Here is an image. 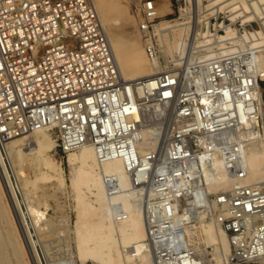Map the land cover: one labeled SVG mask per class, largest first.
<instances>
[{"label":"built area","instance_id":"2783aa9c","mask_svg":"<svg viewBox=\"0 0 264 264\" xmlns=\"http://www.w3.org/2000/svg\"><path fill=\"white\" fill-rule=\"evenodd\" d=\"M161 1L133 2L146 58L155 68L154 90L140 97L138 91L146 86V80L128 82L122 77L95 0H0V150L12 137L46 128L55 134V149L63 155L91 145L100 161L122 158L131 175L146 160L140 185L146 189L147 198L140 201L145 206L148 228L154 242L175 239L168 255L160 257L157 248H152L154 261L178 264L175 257L187 254L186 237H183L186 219L175 222L186 211L177 208L184 203L186 194L183 158L196 161L199 154L185 155L180 147L185 127H178L175 113L179 105L171 106L174 74L164 71L160 61L156 25L166 17L159 14ZM251 51L246 46L237 57L243 69L239 71L234 66V70L240 79L233 82L223 79L219 66H215L206 84L197 81L199 98L206 93L212 104L210 109L199 107L198 98L193 108L194 114L199 108L201 128L207 132L213 118L221 115L212 125L217 130L210 134L234 127L246 131L244 136L235 137L236 145L222 139L219 142L222 149L219 157L232 181L230 189L214 201L219 206V214L215 216L220 219L230 243L226 264H264V182H245L247 170L237 163L242 142L264 141V123L249 127L242 121L237 125L236 118L228 119L229 110L224 106V91L235 102L255 91L247 82L251 76H256L262 88L263 73L250 59ZM235 54L227 55L226 60L233 59ZM164 90H169L170 95L163 101L157 95ZM156 104H161L162 111L149 115V108ZM168 111V117L174 115L173 123L177 126L171 137L161 134ZM194 123L189 126L195 127ZM145 127L158 129L157 150L144 151L141 130ZM104 183L110 196L118 193L115 176L104 175ZM223 206L224 216L220 211Z\"/></svg>","mask_w":264,"mask_h":264},{"label":"bare ground","instance_id":"6f19581e","mask_svg":"<svg viewBox=\"0 0 264 264\" xmlns=\"http://www.w3.org/2000/svg\"><path fill=\"white\" fill-rule=\"evenodd\" d=\"M168 1L167 4L160 6V15L165 11L164 9L168 10L171 8V0ZM193 1V5L197 4L196 6L199 7V10L202 9L203 0ZM224 1L225 0H210L209 6L212 7V5L216 6L219 4L222 6ZM95 3L102 23L107 31L106 25L117 24L116 20L110 18L111 13L114 12V8L109 0H96ZM226 3H230V6L224 9L212 7L209 9L211 11L210 14L215 15L219 12L226 11L231 12L232 15L236 14V17L250 14L253 17H258L257 19L262 20L264 24V0H227ZM235 7L237 8L236 10L233 9ZM195 10L196 9H194L193 12ZM191 15L193 14L191 13ZM244 17L245 16L242 18ZM195 19L196 18H194V20ZM244 21H246V19ZM204 22H206V20ZM209 22H206L207 25ZM258 22L259 21H257V23ZM246 23H248V21H246ZM183 24L184 23L174 26L170 24V21H160L156 25L160 37L162 40L164 38V43L174 49L173 51H167L165 53H169L175 57L176 51L178 55H180V58L175 60L176 62L178 61L177 65H180V61L183 63V54L187 46L189 53H191L189 60L193 57L196 49L202 46L204 47L209 43H211L212 47L219 43L222 46L228 42L233 43L235 40L241 39L251 42V49L253 50L257 47L264 46V30L262 31L260 29L261 32H258L253 29H247L245 33L242 34L237 29L232 28L231 25H223L222 27L225 29L226 34L216 37V34L214 36L209 30L206 32H198L194 21L193 24L191 22V35L190 40L189 37L186 39L189 42L187 43L183 40L185 38L184 36L187 35L185 33L187 30L186 28L181 29L179 39L174 37V29H177L181 25L183 26ZM109 39L118 61L122 77L128 82L137 79L146 80V86L138 91L140 97L146 96L147 93H152L155 87V81L153 79V75L155 74L154 66L151 63L139 65L140 63L138 62L140 61H138L136 57L131 56L124 62L123 56L125 49L123 44L120 42L119 38H114V40H112L109 36ZM212 47L210 49H212ZM143 51L145 54L144 47ZM129 52H131V50ZM262 56L260 59L254 56L253 62L256 64L257 60L260 72L263 73L262 80H264V56ZM187 58L188 57L185 59ZM128 67L131 68L133 73L128 75L129 77L127 78L124 69ZM144 68L147 69L144 70ZM249 80L247 81L248 84L250 82L251 85L255 87V91L247 93L236 102L231 94L224 91V106L229 110V112H227L228 119L236 118L237 125L245 121L247 126L256 127L260 123V117H263L264 114L262 106V88L259 86L256 76H251ZM169 95V90H164L163 93H159L157 96L164 101ZM211 104L210 97L206 93L200 96L199 107L207 106L208 109H210ZM149 109V115L153 113L151 114L153 116L154 113H160L162 111V106L161 104H156ZM198 109L196 108V110H194L196 120L193 124L195 125L194 128L197 129L203 126L201 121L202 117L198 114ZM138 116L140 120H143L141 113H139ZM220 118L221 115L213 118L212 125H214L216 119ZM212 125L208 127V132H215L217 130L213 128ZM158 132V129L153 127H145L141 130L144 151L157 150L156 143L158 141ZM254 133L255 132L252 134ZM214 134L224 141L235 138L232 136L231 129L219 130ZM210 144L211 143L207 145L204 152L199 154L198 161L202 165L209 162L210 167L208 170H205L208 191H219V189L225 191L230 189L232 181L227 173L224 161L216 152H213V147H211ZM28 145H30V147H27ZM54 147L55 140H53L52 134L49 133L48 129L41 128L32 131L28 130L24 134L12 137L7 140L4 149L0 150V218L6 221L7 226L10 224L12 225L13 218H10V208L8 209L6 202H4L5 198L11 206L21 232L20 237L23 239V243L19 241L20 238L16 234L14 227L12 228L11 226L7 230L6 242H1L0 240V264L3 262L4 256L2 254L6 245L12 248L16 258H22L24 264H30V260L34 264H44L45 262H43L42 256L46 257V254H44L45 252L43 253L46 246L43 248L40 236L36 237V232H38L36 227L39 225H36L35 217L39 215V212L34 211L30 213L31 207L29 209L28 205L24 203L28 194L24 195L19 181L23 182L21 184H24L27 188L28 186H34L33 188H35V185L37 187V184L44 180L57 181L60 187H64L66 182L63 177V169L61 166H58V163H56L49 154ZM238 150L240 158L237 160V163L247 170L245 182H264V143L254 140L246 146L241 144V148ZM67 157L69 166L72 169L70 184L75 196L74 200H76L75 206L77 212V220L74 229H69L68 231V233L72 235L71 241L75 249L72 257H70L71 264H85L87 262H92L94 264H155L154 257L151 255L155 247L158 250V256L162 257L164 254L168 255V248L174 244L173 242L175 239L173 237L171 239H156L154 242L148 228L145 212L142 211V214L140 211L142 207L139 197L143 194H147L144 186L140 185V182L144 180L145 176L144 170L147 165L146 160L144 161L143 167H140L136 170L135 174L131 175L128 173L122 158H110L105 161H100L95 149L91 145H85L77 151L69 152ZM27 164L36 171V176L33 180L29 179L30 175L28 176L26 172H24L25 167H22L24 165L28 166ZM104 175L115 176L118 182L116 186L119 187L117 194L113 196L109 195L104 183ZM215 191H213V193H215ZM31 196L32 195L29 194L27 198L31 200ZM199 196L200 194L196 192L195 195L191 197V200L185 204L188 206L186 211L191 210L190 208L195 206L196 199H198ZM33 202L37 203L36 201H32V205H34ZM220 211L222 216H224L225 206H223V209ZM183 218L186 219L185 215L177 216L175 222L180 223V220H184ZM194 221L195 223L191 225L186 223L183 224V237H186L187 254L175 257L178 264H201V262L192 257V255L195 251L202 252L205 251V249L212 251L214 260L217 259L219 264H221L220 261L222 263L226 261L230 252V243L227 233L221 227L218 216L213 215L206 217L202 212H198ZM32 230L35 231V233ZM33 233L36 235L34 236ZM35 237L37 240H35ZM27 258H30V260L28 261Z\"/></svg>","mask_w":264,"mask_h":264},{"label":"rangeland","instance_id":"374dc122","mask_svg":"<svg viewBox=\"0 0 264 264\" xmlns=\"http://www.w3.org/2000/svg\"><path fill=\"white\" fill-rule=\"evenodd\" d=\"M96 1V0H95ZM210 0H203L202 3V9L199 10V7H197V4H194L193 0H171L170 1V9H164L165 11L161 15H166L165 18H162L160 21H170L171 25H181L177 29H174V37L176 39H179V33L182 28H186V34L184 37V42H188V37L190 40L191 35V25L193 24V21L196 23V29L198 32H206L207 30L210 31V33L216 37L225 35V29L222 27L223 25H231L232 28L237 29L240 33L244 34L247 29H253L258 32H261V30H264V24L262 20L257 19L258 17L252 16V15H242L237 16L236 14L232 15L231 12H219L218 14L211 15L210 10L212 7H217L218 9H224L228 6H230V3H226L227 0L223 2V7L221 4L219 5H210ZM111 5L114 8V12L111 13L110 18L116 20L117 24L112 25H106L107 31L109 33V36L112 40L114 38H119L120 42L124 46V56L123 61L125 62L126 59L131 57H136V59L140 62L139 65H145L149 62L146 60V54H144L143 51V40L141 36V32L139 30V25L136 17L134 16L133 12V2L134 0H109ZM169 2L168 0H163L159 2L158 7L160 8L161 5L167 4ZM245 2V1H244ZM237 3V1H236ZM187 9V11H186ZM196 9L194 12L193 10ZM236 10L237 8H233ZM191 13L193 15H191ZM201 14V15H200ZM211 15V16H210ZM233 20H232V18ZM194 16V17H193ZM245 16L244 18H242ZM236 17V18H234ZM194 18H196L194 20ZM239 18V19H238ZM201 19V22H200ZM248 23H246V21ZM203 20V21H202ZM209 22L207 25L206 22ZM197 21V22H196ZM253 21V22H252ZM257 21H259L257 23ZM192 22V24H191ZM200 22V23H199ZM250 22V23H249ZM206 23V24H205ZM201 24V25H200ZM247 24V25H246ZM187 25V26H186ZM201 26V27H200ZM208 27V29H207ZM200 29V30H199ZM261 29V30H260ZM178 30V31H177ZM177 32V33H176ZM188 32V33H187ZM228 32V31H227ZM115 35V36H114ZM178 35V36H177ZM113 36V37H112ZM187 36V38H186ZM158 38H161L160 35ZM161 42V43H160ZM262 43V42H261ZM159 45H160V61L161 66L164 71H168L169 74H174V82H175V88L172 93L171 98V106L173 103H176L175 105H179L176 107V118L178 122V127L184 128L182 141L180 143V147L183 151V153L189 154L193 156V154H201L206 150V147L209 143L210 146L213 147L215 152L222 151L221 147L219 146V142L222 141L219 139L215 134H210L205 130V128H194V126H189L190 124L195 122V114L193 113V108L196 107L197 100L199 98L200 89L198 87L197 81H201L202 85L206 84L207 78L211 75V72L215 70V66H219L220 68V75L223 79L228 81H235L239 77V73H237L234 70V66L237 69V66L239 68V71L242 68V62L237 57L241 56V50L244 47L252 48V43L249 41L244 42L241 39L235 40L233 43L228 42L227 44H224L221 46V44H216L212 47L211 43H209L206 46H202L194 51L193 57L189 60L190 54L188 51V46L185 48L184 54H183V63L180 61V65H177L178 61L175 60L180 58L178 55V52L175 51V57L173 55H170L169 53H165L167 51H173L171 47L167 46L164 43V38L162 40L159 39ZM162 46V48H161ZM129 47V48H128ZM212 47V49H210ZM224 47V48H223ZM131 50V52L128 51ZM209 49V51H208ZM234 50L232 52H227L228 50ZM211 51V52H210ZM129 52V53H127ZM209 52V53H208ZM213 52V53H212ZM235 52L236 54L233 55L234 58L227 61V55L232 54ZM136 53V54H135ZM251 57L250 59L253 61L254 56L261 58V56H264V46L263 47H257L256 49H252L251 51ZM168 54V55H167ZM207 54V56H206ZM213 56H212V55ZM177 56V57H176ZM211 56V57H209ZM262 56V57H263ZM188 57L187 59H185ZM186 60V61H185ZM188 60V61H187ZM249 59H247L248 61ZM262 60V59H261ZM185 61V62H184ZM256 60V64H257ZM182 65V66H181ZM258 65V64H257ZM128 67L125 68L126 77L128 78L133 71L131 68ZM148 68V67H147ZM147 68H144L147 69ZM180 69V71H178ZM129 72V73H128ZM179 73L178 75H176ZM240 79V77H239ZM262 93H263V100H262V106L264 109V83L262 84ZM180 102V103H179ZM170 110V109H169ZM169 111L168 115L164 121L163 129H162V136L171 137L173 136V128H177V126L173 123V120L175 119L174 115L170 118ZM260 126L264 123V114L263 117H260ZM174 125V126H173ZM232 136L237 137L239 135L244 136L246 131L245 128H232ZM49 133L52 134L53 140H55L56 136L53 134V132L49 131ZM263 135V133H262ZM245 139V137H244ZM234 140V141H233ZM226 142V141H224ZM235 138L230 139L228 143H232V145H236ZM227 143V142H226ZM248 143V141L242 142V144L245 146ZM264 143V141H262ZM159 140L156 143V148H159ZM170 146H175L174 142H169ZM179 146V144H177ZM27 147H30L28 145ZM156 150V149H154ZM49 154L52 156V158L55 160L56 163H58V166H61L63 169V177L65 179V186L60 187L57 183V181H40L37 184V187L35 185V188L32 186L25 187L24 184H21L23 182L19 181L22 188V192L25 194H28L27 197L32 195L29 198H25L24 203L28 205V208L30 210V213L34 211H38L39 215H36L35 217V223L39 227H36L37 231L36 234L35 231H33L34 236H40V240L42 243V246L44 248L43 253L46 254V257H43L44 264H71L70 257H72L73 253L75 252L74 244L71 241L72 235L68 233L69 229H74L75 222L77 220V212H76V200L74 193L71 188V174L72 169L69 166L68 163V157L67 155L61 154L59 151L55 149V147L49 152ZM219 156V153H218ZM183 162L185 164V173L183 174V183L185 184V196H184V203L180 204V207L178 206V210H181L183 208H187L188 206H185L186 202H189L191 200V197L198 192L200 196L198 199H196V204L194 207H191L189 211H185L183 215H185V222L188 225L195 223V218L198 215V212H202L206 217H210L213 215L219 214V206H215V198L216 196H220L221 193L227 191H221L222 189H219V191H208L207 188V181L205 176V170L209 169V162H207L205 165H202L198 160H190L188 157L183 158ZM28 165V164H27ZM22 166L24 168V172L30 177L29 179L33 178L35 179L36 171L34 168L30 166ZM23 169V168H22ZM26 169V170H25ZM28 169V171H27ZM32 169V170H31ZM25 187V188H23ZM27 188V189H26ZM28 190V191H27ZM31 192V193H30ZM34 196V197H33ZM21 198V197H20ZM145 201L147 198L146 195H141L139 197ZM4 198V202H6V205L9 209V215L12 219V225L10 224L7 226V223L4 219L0 218V240L1 242H6V234L7 230L12 226L14 227V230L16 231V234L19 236V241L23 243V239L20 237L21 232L19 230V227L17 225L16 218L12 212L11 206L8 202V200ZM23 201V199H22ZM32 201H36L37 203H34L32 205ZM138 201V200H137ZM31 203V204H30ZM45 203V204H44ZM30 204V205H29ZM9 205V206H8ZM24 205V204H23ZM131 206V205H129ZM142 210L140 209L141 213L142 211H145V206H142ZM143 214V213H142ZM182 214V213H180ZM12 215V216H11ZM35 216V215H34ZM39 216V217H38ZM14 220V221H13ZM194 221V222H193ZM14 222V223H13ZM7 226V227H6ZM17 229V230H16ZM35 237V240L37 238ZM71 241V242H70ZM46 243V244H45ZM25 245V242H24ZM71 245V246H70ZM207 251V252H206ZM200 252V253H199ZM41 253V251H40ZM152 253V252H151ZM206 253V254H205ZM208 253V254H207ZM3 262L1 264H24L22 258L18 259L13 254V250L10 246H7L4 248V252L2 254ZM42 255V254H41ZM153 256V254H151ZM205 257H204V256ZM154 257V256H153ZM192 257L196 258L201 264H219L218 260H214V255L212 251L206 250L205 251H195L192 255ZM205 258V260H204ZM28 259V258H27ZM30 258L28 259V261ZM205 261V262H204ZM209 261V262H208ZM216 261V262H215ZM211 262V263H210ZM221 264H226L227 260L223 263L220 261ZM30 264L32 261L30 260ZM85 264H94L92 262H87Z\"/></svg>","mask_w":264,"mask_h":264}]
</instances>
